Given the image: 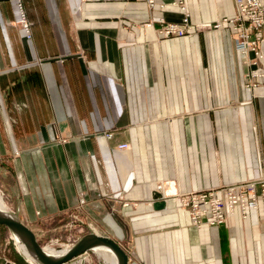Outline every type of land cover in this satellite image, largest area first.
<instances>
[{"label": "crops", "instance_id": "0c3cea01", "mask_svg": "<svg viewBox=\"0 0 264 264\" xmlns=\"http://www.w3.org/2000/svg\"><path fill=\"white\" fill-rule=\"evenodd\" d=\"M153 1L21 0L32 30L25 43L16 0H0L4 208L43 243L110 237L127 264H264L254 210L195 226L176 199L153 207L164 180L175 183L168 195L264 175V85H244L228 28L204 27L231 17L233 0H180L201 28L174 38L158 30L181 21L176 0ZM71 225L83 229L72 242ZM90 252L75 264H95ZM0 264H31L3 225Z\"/></svg>", "mask_w": 264, "mask_h": 264}, {"label": "built area", "instance_id": "2783aa9c", "mask_svg": "<svg viewBox=\"0 0 264 264\" xmlns=\"http://www.w3.org/2000/svg\"><path fill=\"white\" fill-rule=\"evenodd\" d=\"M150 6L153 0H147ZM235 12L231 17L212 23L214 29L228 28L231 40L242 63L247 68L245 76L252 81V87L264 84V0H233ZM16 9L19 13L18 24L23 33L25 43L32 38L31 23L23 9L21 0H16ZM182 18L179 23H165L158 33L163 38L181 36L189 33L193 25L189 22L186 8H181ZM210 27L211 25H204ZM126 143L118 144L117 148L126 149ZM152 193L153 202L163 200L160 196L164 185L157 184ZM254 185L245 186L243 183H234L221 188L206 189L198 192H187L183 196L166 194L168 199L180 201L185 207L193 225L216 226L224 223L227 216L239 214L246 216L248 209L258 211L264 218V198H256L253 192ZM160 193L159 197H154ZM249 193V194H248ZM164 201V200H163Z\"/></svg>", "mask_w": 264, "mask_h": 264}, {"label": "water", "instance_id": "95a60500", "mask_svg": "<svg viewBox=\"0 0 264 264\" xmlns=\"http://www.w3.org/2000/svg\"><path fill=\"white\" fill-rule=\"evenodd\" d=\"M154 197H159V194L155 193ZM165 205L163 200H155L153 202L154 209H164ZM0 225L8 228L11 234L25 246L29 255L37 264H71L75 258L89 251L103 248L113 253L116 258V264L128 263V255L124 249L114 239L107 236L87 233L63 253L50 254L38 243L34 232L13 213L0 209Z\"/></svg>", "mask_w": 264, "mask_h": 264}, {"label": "rangeland", "instance_id": "374dc122", "mask_svg": "<svg viewBox=\"0 0 264 264\" xmlns=\"http://www.w3.org/2000/svg\"><path fill=\"white\" fill-rule=\"evenodd\" d=\"M172 5L173 6H177V7H179L180 9L181 8H186V10H187V6H186V4L183 2V1H180V0H176V1H174V2H172ZM188 11V10H187ZM189 14V22L191 23V20H190V13H188ZM192 24V23H191ZM210 24V23H209ZM208 24V25H209ZM205 27V29L206 30H210V29H213V30H218V29H214L213 27H212V25L210 26V27H207V26H204ZM198 28H201V27H197L196 25H193V28L190 30V32H192V31H195V30H197ZM189 32V33H190ZM189 33H186V34H184V35H188ZM184 35H181V36H174V37H182V36H184ZM174 37H167V38H174ZM169 64L168 63H164V76H163V80H164V83H166V84H168L169 82H170V77H168V76H166L165 74H166V72H167V66H168ZM180 80H181V78H180ZM252 81L253 80H249V78H247L245 75H244V85L245 86H248V87H252ZM261 85H264V84H261ZM166 121H169V119L168 118H166ZM213 128H214V137H213V142L215 143V150L212 152V155H215V156H217V155H219V141H218V138H217V135H218V130L220 129V126H213ZM221 128H224V127H221ZM193 134V133H195V134H197V133H199V131H198V129H197V127L195 126V127H192V128H187V127H184L181 131H179V134ZM111 134V133H110ZM189 138V137H188ZM184 139H186V136H184ZM127 144V147H126V149H131V147H130V144L129 143H126ZM184 144H186V142H184ZM195 145H196V153H197V143H195ZM175 180V179H174ZM173 180V181H174ZM171 183H173L172 181H171V179H169V180H164V182H161V183H156L155 184V187H156V185L157 184H162V185H164V190H168V188H166L165 186H166V184H169L170 186H171ZM237 183H243V184H245V186H250V184H251V186H253L254 185V189H253V192H255V196H256V198H258V199H262V198H264V175H255L254 177H252V178H248V179H246V180H244V181H241V182H237ZM236 183V184H237ZM174 185H175V183H173ZM232 184H234V183H232ZM228 185H230V184H228ZM174 188H175V186H174ZM169 190H171L170 189V187H169ZM204 190V189H203ZM206 190V189H205ZM198 191H202V190H196V191H189V192H198ZM0 193H1V191H0ZM187 192H180L177 188L175 189V192H174V194L175 195H178V196H183L184 194H186ZM249 194V193H248ZM1 197H2V201H3V206L5 207V203H4V199H3V196H2V193H1ZM176 200H177V198H176ZM179 203V205H180V201L179 200H177ZM183 208H185V207H183ZM186 209V208H185ZM187 210V209H186ZM256 212V211H255ZM257 213L258 214H262V212H261V209L260 210H258L257 211ZM262 223L264 224V218H262ZM83 233V229L82 228H78V227H76V228H74L72 225H71V227H70V230H69V235H67L68 236V238H69V241L70 242H72V240H75V238H76V236H78V235H80V234H82ZM38 240V239H37ZM14 241V240H13ZM38 243L42 246V247H52V248H55V249H59V248H67V246L65 247L64 245H63V242H62V239H53V242H49V244L48 243H43V240L41 239L40 241H38ZM12 245V244H11ZM69 247V246H68ZM85 256V255H84ZM86 257V256H85ZM29 261H30V263L32 262L29 258H27ZM87 261H89L90 263H91V261L92 262H94L95 264H108L100 255H98L97 253H89L88 255H87ZM32 263H34V262H32ZM76 263V262H75Z\"/></svg>", "mask_w": 264, "mask_h": 264}, {"label": "bare ground", "instance_id": "6f19581e", "mask_svg": "<svg viewBox=\"0 0 264 264\" xmlns=\"http://www.w3.org/2000/svg\"><path fill=\"white\" fill-rule=\"evenodd\" d=\"M205 25H208V24H205ZM209 25H212V23H210ZM163 189H161V191H159L160 193V196L163 198V200L165 201V195L163 194ZM156 191V190H155ZM175 192V190L172 189V192H170V194H173ZM0 209L3 210V211H7V212H10L12 213L11 211H8L4 208L3 206V201H2V197H1V193H0ZM13 240H14V243L17 247V249L20 251V253L25 256L26 258H29L32 262H34V264H37L33 258L29 255L28 251L26 250L25 246L20 243L12 234H11ZM70 247V246H69ZM69 247L67 248H59V249H55V248H52V247H48V248H44L43 249L47 252V253H50V254H61L63 253L64 251H66ZM95 253H97L98 255H100L106 262H108L109 264H116V258L115 256L113 255V253L108 250V249H97V250H94ZM85 255V254H84ZM84 255H82L81 257L82 258H79L80 261H82V259L85 257ZM75 260V259H74ZM72 261L71 263L75 264V261ZM79 261V260H78ZM31 262V264H33Z\"/></svg>", "mask_w": 264, "mask_h": 264}]
</instances>
